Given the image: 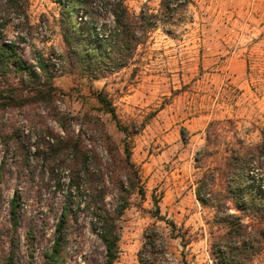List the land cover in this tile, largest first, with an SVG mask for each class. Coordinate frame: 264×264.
<instances>
[{
	"label": "rangeland",
	"instance_id": "374dc122",
	"mask_svg": "<svg viewBox=\"0 0 264 264\" xmlns=\"http://www.w3.org/2000/svg\"><path fill=\"white\" fill-rule=\"evenodd\" d=\"M125 1L136 13L146 2L159 7V0ZM60 10L54 0H27L24 14L13 9L0 12V26L6 41L19 42L26 62L35 63L37 51L52 57L53 81L63 96L58 102L63 111L99 115L108 132L122 143L124 133L112 115L99 109L96 96L102 92L113 102L122 124L142 126L132 137V159L145 197L134 194L121 217L120 254L114 264H139L144 230L153 223L170 236V227L154 216L156 201L161 215L176 222L174 233L184 234L188 242L169 238L171 256L184 264H214L212 242L224 230L214 224V211L200 204L195 190L200 177L220 165L231 149L240 151L262 139L264 0H192L182 20L158 23L128 66L100 78H91L60 59L65 49ZM34 112L45 115L46 110H15L0 122L6 124L8 134L19 128L33 142L39 129L28 118ZM46 122L60 130L52 119ZM29 151L33 157L34 150L29 147ZM4 152H8L5 164ZM16 154L12 142L6 146L0 141V264L12 244L18 264H40L52 244L64 198L46 187L48 172L41 160H32L33 173L20 172ZM250 173L260 174V170L252 166ZM15 194L17 229L11 216ZM107 202L111 209L117 205L112 195ZM74 244L70 264H98L105 257V246L88 221L82 239ZM248 264H264V249Z\"/></svg>",
	"mask_w": 264,
	"mask_h": 264
},
{
	"label": "trees",
	"instance_id": "16d2710c",
	"mask_svg": "<svg viewBox=\"0 0 264 264\" xmlns=\"http://www.w3.org/2000/svg\"><path fill=\"white\" fill-rule=\"evenodd\" d=\"M54 1L61 8L65 45L60 59L91 78L104 77L128 66L138 46L147 42L159 22L176 24L175 20H182L192 3V0H159V7L152 8L146 2L136 13L125 0ZM26 2L2 0L0 12L9 13L13 9L24 14ZM55 68L52 57L39 51L35 63L26 62L19 42L6 41L0 26V119L15 110L36 107L46 110L45 115L34 112L28 118L39 129L33 142L19 128L8 134L6 124L1 122L0 141L15 146L20 172L33 173L32 160H41L48 172L46 187L64 198L52 244L43 253L40 264H70L71 254L76 253L74 243L82 239L87 221L105 246V257L98 264H114L120 254L121 217L134 194L145 197V186L132 159V137L142 126L137 122L122 124L113 102L102 92L96 96L99 109L112 115L124 133L122 143L108 132L99 115L63 111L58 105L63 96L53 81ZM47 119H52L60 130L50 126ZM87 134L90 138L86 140ZM29 147L34 150L33 157ZM7 157L8 152H4V164ZM252 166L260 174L252 175ZM2 179L0 171V183ZM195 194L203 207L214 211V224L224 230L212 242L214 264L250 263L264 249V132L259 143L245 145L240 151L231 149L220 165L200 177ZM109 195L117 200L113 209L107 202ZM18 205L15 194L11 200L14 229L20 225ZM231 209L238 213L229 212ZM154 216L164 221L171 233L167 235L157 223L148 226L137 252L139 264H184L168 251L169 238L188 243L184 234L174 233L177 224L161 215L158 201ZM245 218L249 221L244 222ZM16 257V245L12 244L4 252L2 264H18Z\"/></svg>",
	"mask_w": 264,
	"mask_h": 264
}]
</instances>
